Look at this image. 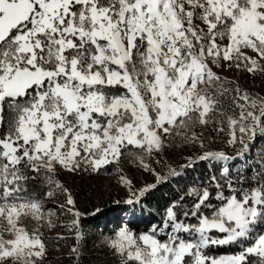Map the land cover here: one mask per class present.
<instances>
[{
	"label": "snow or ice",
	"instance_id": "snow-or-ice-1",
	"mask_svg": "<svg viewBox=\"0 0 264 264\" xmlns=\"http://www.w3.org/2000/svg\"><path fill=\"white\" fill-rule=\"evenodd\" d=\"M214 68L264 76V0H0V264H50L43 198L57 193L79 244L84 214L61 173L103 181L114 168L135 205L201 162L217 165L206 183L108 247L124 264H264V96ZM198 128L225 133L232 154ZM177 140L199 152L157 172L149 160ZM125 162L156 183L136 188Z\"/></svg>",
	"mask_w": 264,
	"mask_h": 264
},
{
	"label": "rangeland",
	"instance_id": "rangeland-1",
	"mask_svg": "<svg viewBox=\"0 0 264 264\" xmlns=\"http://www.w3.org/2000/svg\"><path fill=\"white\" fill-rule=\"evenodd\" d=\"M213 70L217 71L221 76H225L229 80L238 83L242 89H246L249 93H258L264 96V76L259 73L252 75L236 68H214ZM196 131L198 133L203 131L204 136L211 139V142L208 140L205 141L208 147L212 144V139L217 138L219 143H221L220 148H222V150L220 151H225L229 154L232 153V149L226 144L228 137L225 133H217L210 128H198ZM263 141L264 139L258 137L255 145V147H258L262 151L264 149ZM198 152L199 149L197 147L186 146L174 142L171 148L162 155L157 156V159L161 161L160 164L152 160H149V163H151V166L155 168L157 172L166 174V164L178 167L185 162V156L197 154ZM174 153H176L177 158L173 156ZM109 167L112 168V166ZM123 169L124 171L122 174L128 179H131L136 188H141L146 184L156 183L155 176L143 171L131 162H125ZM112 171L113 175L103 181L97 180L86 174L75 175L61 173L58 177L75 199L76 209L84 214L81 218L80 225L83 237L79 241V244L77 243L75 235L76 230L74 228L70 230L73 217L71 214L66 213V208L71 207L66 205V196L57 193L53 197L43 198L45 207L55 213L53 220L56 227L52 229H42L44 236L47 238L46 242L49 249L48 261L50 264L124 263L119 256L115 255L114 250L108 247V241L114 238V233L118 231L119 227L125 224L128 225L130 221L133 220H139L138 222L140 223L142 219V217H140L142 213L141 208L143 207L147 194L151 192V190L141 198L140 203L128 205L124 203V201L129 198V194L119 181L121 173H117L114 168H112ZM37 196L43 197V193ZM61 205H65V207H61ZM93 219L96 221L104 219L102 220L101 226L108 231L106 237L101 238V229H99V226L95 225ZM116 225H119L118 228H116ZM28 226L30 228L32 227L31 224ZM101 244L106 248L105 251L99 250L100 248L98 247H101ZM73 247H78L79 249L78 258L72 253ZM210 255L216 256L213 253Z\"/></svg>",
	"mask_w": 264,
	"mask_h": 264
},
{
	"label": "trees",
	"instance_id": "trees-1",
	"mask_svg": "<svg viewBox=\"0 0 264 264\" xmlns=\"http://www.w3.org/2000/svg\"><path fill=\"white\" fill-rule=\"evenodd\" d=\"M212 141L213 142L209 148L217 151L222 150V148H220L221 143H219V140L217 138L212 139ZM175 143H179V141L177 140L175 141ZM263 145H264V141H263ZM173 156L177 158L176 153H174ZM253 163L254 161L250 159L249 165L251 166ZM214 172H217V165L214 164L211 168H209L206 162H201L196 166L195 169L186 170L184 176L180 178H170L167 182L158 184L156 188L152 189L151 192L147 194L146 200L144 201L143 207L141 208L142 213L140 214V217H142V219L140 220V223L138 222L139 220L138 221L133 220L130 221L128 225L132 228L133 231L141 233L146 231L151 224L159 223L164 216L163 214L165 213V210L172 202L178 200L179 197L184 196L186 190L189 187L193 186L194 184L200 182L206 183L208 177L212 175ZM48 187L49 186L43 182H36L35 184H33L30 190L35 195H39V194L41 195L42 193L47 191ZM191 201H192L191 197L185 196V200H184L185 204H188L190 206ZM102 220L96 221L95 219H93L95 225L99 226V229H101V233H102L101 238L106 237L108 234V231L105 230L103 226H101ZM118 226L119 225H116V228H118ZM98 248H100L99 249L100 251H105L106 249L102 244L101 247ZM238 251L239 249L236 246L219 247V248L210 249L209 254L213 253L216 256H219L223 254H233ZM111 264H117V263H111ZM120 264H124V263H120Z\"/></svg>",
	"mask_w": 264,
	"mask_h": 264
}]
</instances>
